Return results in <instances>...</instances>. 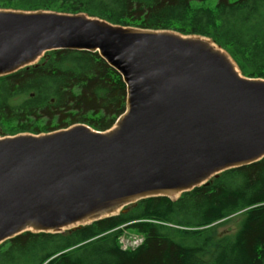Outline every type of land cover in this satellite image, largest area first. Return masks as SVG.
<instances>
[{
	"label": "water",
	"instance_id": "95a60500",
	"mask_svg": "<svg viewBox=\"0 0 264 264\" xmlns=\"http://www.w3.org/2000/svg\"><path fill=\"white\" fill-rule=\"evenodd\" d=\"M209 41L84 13L0 8V76L50 50H87L127 87L125 111L106 131L75 124L0 138V244L90 224L148 197L176 199L262 159L264 79L243 76Z\"/></svg>",
	"mask_w": 264,
	"mask_h": 264
},
{
	"label": "trees",
	"instance_id": "16d2710c",
	"mask_svg": "<svg viewBox=\"0 0 264 264\" xmlns=\"http://www.w3.org/2000/svg\"><path fill=\"white\" fill-rule=\"evenodd\" d=\"M0 0L2 9L84 13L112 24L210 39L249 78L264 79V0ZM122 76L97 51L50 50L0 76V136L83 124L110 129L125 111ZM60 233L25 231L0 244V264H264V157L176 199L154 196ZM242 214L233 234L217 235ZM123 229L142 236L122 249Z\"/></svg>",
	"mask_w": 264,
	"mask_h": 264
},
{
	"label": "rangeland",
	"instance_id": "374dc122",
	"mask_svg": "<svg viewBox=\"0 0 264 264\" xmlns=\"http://www.w3.org/2000/svg\"><path fill=\"white\" fill-rule=\"evenodd\" d=\"M215 2H216V0H207L204 3L198 2V4L201 3V5H202V4L206 3V4L214 5ZM229 58H230V56H229ZM231 63H234L233 65H235L237 67V65L235 64V62L233 60H232ZM237 69H238V67H237ZM0 138H1V136H0ZM241 218H242V214H240V213L235 214V215L230 216V217H227L224 222H222V223H220L218 225V227H217V235H228V234H233L234 232H236V230L239 227ZM139 236H140L139 234H136V233H133V232H130L128 230L123 229V233L119 236V241H123V240H125V238L127 239V238H130V237L134 238V237H139Z\"/></svg>",
	"mask_w": 264,
	"mask_h": 264
},
{
	"label": "built area",
	"instance_id": "2783aa9c",
	"mask_svg": "<svg viewBox=\"0 0 264 264\" xmlns=\"http://www.w3.org/2000/svg\"><path fill=\"white\" fill-rule=\"evenodd\" d=\"M142 236L134 237V238H125L123 241H119L121 244L122 249H133L139 246L142 243Z\"/></svg>",
	"mask_w": 264,
	"mask_h": 264
},
{
	"label": "bare ground",
	"instance_id": "6f19581e",
	"mask_svg": "<svg viewBox=\"0 0 264 264\" xmlns=\"http://www.w3.org/2000/svg\"><path fill=\"white\" fill-rule=\"evenodd\" d=\"M209 43L211 44V46L214 48V49H217V50H220V49H218V47L215 45V44H213L212 42H210L209 41ZM221 51V50H220ZM230 59V58H229ZM230 61L232 62V60L230 59ZM234 64V63H233ZM234 67H235V69H236V66L234 65ZM237 70V69H236Z\"/></svg>",
	"mask_w": 264,
	"mask_h": 264
}]
</instances>
